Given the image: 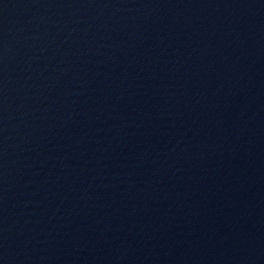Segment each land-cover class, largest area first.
<instances>
[{"label":"water","instance_id":"1","mask_svg":"<svg viewBox=\"0 0 264 264\" xmlns=\"http://www.w3.org/2000/svg\"><path fill=\"white\" fill-rule=\"evenodd\" d=\"M0 264H264V0H0Z\"/></svg>","mask_w":264,"mask_h":264}]
</instances>
